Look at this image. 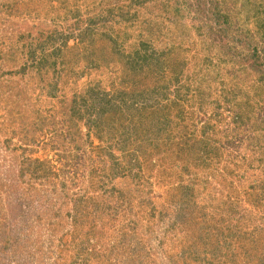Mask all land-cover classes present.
I'll list each match as a JSON object with an SVG mask.
<instances>
[{
	"label": "rangeland",
	"instance_id": "1",
	"mask_svg": "<svg viewBox=\"0 0 264 264\" xmlns=\"http://www.w3.org/2000/svg\"><path fill=\"white\" fill-rule=\"evenodd\" d=\"M250 1L235 16L233 0H0V264L264 262V224H242L264 217V13ZM90 87L139 107L99 105L90 126ZM236 108L251 127L234 129ZM240 230L259 240L241 254Z\"/></svg>",
	"mask_w": 264,
	"mask_h": 264
},
{
	"label": "trees",
	"instance_id": "2",
	"mask_svg": "<svg viewBox=\"0 0 264 264\" xmlns=\"http://www.w3.org/2000/svg\"><path fill=\"white\" fill-rule=\"evenodd\" d=\"M234 1V5H233V9H232V12H233V14L235 15V16H237V15H240L241 13H242V11H243V8L244 7H242V5H245L244 3H246V2H248L249 0H233ZM255 2L257 3L258 2V5L261 7V12H263L264 13V0H255ZM254 2H253V0H251L250 1V5H252ZM5 8V7H4ZM7 8H9V7H7ZM221 16H223V14L221 15ZM256 17H258V14H256L255 15ZM240 17V16H239ZM247 19V17H245V16H242V20H246ZM257 31L258 32H260L262 35H263V37H262V39L264 40V22L263 23H259L258 25H257ZM250 39H252V38H250ZM243 40H244V38H243ZM252 40H254V39H252ZM243 46H244V48H241L242 50H246V48H249V49H251V42L248 44V43H246V44H242ZM252 50V49H251ZM254 53L252 54L253 56H254V54L258 51L259 52V55L261 56V58H262V60H263V63H264V47H263V49L262 50H258L257 49V45H255L254 46ZM52 54H54L53 56H55V60H56V62L58 61V55H59V53L61 52V48H54L53 50H52ZM54 64H56V63H54ZM53 64V65H54ZM52 65V66H53ZM87 93H88V98H89V100L91 99V101H89L88 100V98L86 99V98H83V99H85V101L83 102V104H81V106L83 107V110H85V114H88V118H90L89 119V122H90V126H93L92 124H91V121L93 120V119H91L92 118V116L94 115V113L96 114V115H98V110H97V106H101L100 107V110H101V113H104L105 111H106V106L105 105H112V107L116 110V112L117 113H123V112H125L126 110H131V109H135V108H137L138 109V104H139V101L137 100V97H138V95H137V93L136 94H134L133 96H132V98H131V103H130V105H125V106H122V104H120V105H118V104H116L115 103V101L113 102V100H114V98H113V100H107L104 96H103V99H102V92H100V91H98L97 89H96V87H90V88H88V91H87ZM124 94H126V93H122L121 95H124ZM142 95V94H141ZM153 95V93H150V94H148V95H146V96H148V97H151ZM143 96V95H142ZM130 97V96H129ZM99 101L100 102V104H96V103H94V101ZM140 105H143V104H140ZM78 106V105H77ZM144 107H142V109H146V105H143ZM240 106V105H239ZM147 107H149V106H147ZM80 110H81V108H79ZM116 114V113H115ZM236 116V117H235ZM235 116H234V118H233V123H234V129H236V128H249V127H251V126H246V122H247V120H248V118L244 115V114H242V109H239V108H236V111H235ZM135 118V116H132L131 117V119H134ZM95 120V119H94ZM120 120L122 121V120H124L123 119V117H120ZM92 122H94V121H92ZM118 132H120L119 130H118ZM180 134H182V133H180ZM182 136H184V138H185V135L184 134H182ZM264 139V137H260V138H257L256 140H257V142L260 144V142L262 141ZM151 140V139H150ZM143 141H145V142H148V141H146L145 139L143 140ZM242 142H244V137H242V136H238L237 137V139L236 140H227V142H225L224 143V145H228V146H234L235 144H237V145H242ZM258 143H256L255 145H256V147H260V146H257L258 145ZM198 144H199V148H197V147H195L194 145H192V147L189 149V151L190 152H192V154L194 153L195 155V158L197 157V156H199V155H197V149H200V148H203L204 150H206L210 145H213L214 144V142H212L208 137H206V138H203V139H201L199 142H198ZM217 145V144H216ZM251 146L253 147V140H252V144H251ZM168 147H171V149H169ZM172 147L173 146H169V141L167 142V144H165V146H163L161 149H160V153H162L163 155H165V156H163V157H159V159H158V163H160L161 165L160 166H165V164H166V160H167V157L169 156L170 158H171V155L172 154H174V155H177V154H175L174 152H173V149H172ZM166 148H168L167 149V155H166V153H165V151H166ZM253 149V148H252ZM184 149H180V151H179V154H182V151H183ZM254 150V149H253ZM258 150V153H260V151L262 150V149H257ZM218 151H222V147H220L219 145H218ZM254 152H255V154H256V151L254 150ZM142 154V156H145V159L146 160H149V162L150 163H148V164H150V165H152V162H151V160H150V158H151V155H153V153H151V152H149V151H147V153L146 152H142L141 153ZM159 154V153H158ZM182 156V155H181ZM136 160H137V164L138 165H136V166H138V168H140L141 167V165H142V163H143V161L141 160V161H139L140 159L139 158H141V157H139V155H137L136 157ZM201 160H202V158L201 157H199V159L197 160V161H199V162H196V163H198L199 165H197V166H201L200 165V163H201ZM189 162V159H187V164H189L188 163ZM185 166H188V165H185ZM259 168H260V165H259ZM261 186L262 187H260L259 189L260 190H262V188H263V190H264V182H263V180L261 181ZM115 190V189H114ZM181 190H183V192L182 193H180V191ZM116 191V190H115ZM194 190H193V186H184V185H180V187H179V193H178V195H180V199L178 200V201H181V203L183 204V209H189L190 208V206L192 205L191 204V201H192V197H194L195 196V194H194V192H193ZM118 192V191H117ZM119 193H121L122 194V192H119ZM178 198V197H177ZM255 203L257 204V201H255ZM184 216V215H183ZM251 216H253V214H251V212H250V214H247L246 213V215H244L243 216V218H242V224H245L246 225V223H247V220L248 221H251V223L252 224H254V223H256V222H258L256 225L254 224L253 225V227H254V229H255V231H261L262 230V224H264V217L261 219V221H257L259 218H257V219H251ZM261 216H264V215H262L261 214ZM144 217H145V215H144ZM195 218H197L196 216H194V219ZM145 219V218H144ZM183 219H186V217L185 218H183ZM241 220V219H240ZM136 223H134V222H132L131 220L129 221V226L128 227H135V228H137L138 227V222L137 221H135ZM195 225H200L199 224V222H196L195 221V223H194ZM240 224V223H239ZM241 226V225H240ZM208 228H210V225L209 226H207V229ZM209 233V232H208ZM260 233V232H259ZM261 233H264V230H262L261 231ZM255 235H254V233H252V232H242L241 230H240V232H239V234H237L236 235V241H238L240 244H237V246H236V251L238 252V253H242L243 251H242V249H244L245 248V245L248 243V242H251V243H253L254 242V239H255ZM235 238V237H234ZM251 238H254V239H251ZM255 241L256 242H259V240L258 239H255ZM246 249V248H245ZM81 251V250H80ZM258 263L259 264H264V262H262V260H259L258 261ZM232 264H234V263H232ZM235 264H240V261H238L237 260V262L235 263ZM254 264H257V262L256 263H254Z\"/></svg>",
	"mask_w": 264,
	"mask_h": 264
}]
</instances>
